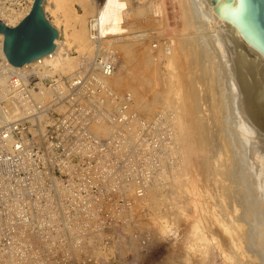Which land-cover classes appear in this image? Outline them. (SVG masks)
I'll use <instances>...</instances> for the list:
<instances>
[{
  "label": "bare ground",
  "instance_id": "bare-ground-1",
  "mask_svg": "<svg viewBox=\"0 0 264 264\" xmlns=\"http://www.w3.org/2000/svg\"><path fill=\"white\" fill-rule=\"evenodd\" d=\"M33 1L25 8H13L11 0H0V21L15 26L29 13ZM104 1L99 0L101 6ZM109 1L102 9L96 2L95 10L100 11L110 36L107 46L116 51L114 71L102 81L114 91H128L133 108L143 115L170 111L177 143L173 151L177 163L157 174L144 198L135 202H143V210L158 209L160 200L162 209L183 215L190 209L185 214L191 217L186 233L190 241L184 240L192 250L197 251L206 238L207 242L217 238L223 264L231 257L230 264H245L244 254L249 256L245 257L248 263L255 257L257 264H264V57L213 11L223 0L211 6L210 0H187L186 8L181 1V26L186 31L195 24L196 33L159 38L152 46L137 40L125 43L122 26L124 21L133 25L144 41L141 36L155 22H162L163 1L122 0L116 9ZM41 6L57 31L54 49L48 53L51 57H39L51 70L41 74L74 73L82 58L94 53L87 27L95 15L93 2L43 0ZM236 6L237 0H232L231 8ZM3 40L0 33L4 54ZM157 61L165 62L167 72L151 65ZM94 130L99 135L109 132L105 126ZM165 213L154 217L152 225L162 234H175L177 224L168 220L171 213ZM205 229L212 234L205 235Z\"/></svg>",
  "mask_w": 264,
  "mask_h": 264
},
{
  "label": "built area",
  "instance_id": "built-area-1",
  "mask_svg": "<svg viewBox=\"0 0 264 264\" xmlns=\"http://www.w3.org/2000/svg\"><path fill=\"white\" fill-rule=\"evenodd\" d=\"M100 14L74 73L42 75L43 58L14 67L0 44V264L106 261L117 228L144 215L135 199L177 163L172 113L143 115L103 83L116 51Z\"/></svg>",
  "mask_w": 264,
  "mask_h": 264
},
{
  "label": "rangeland",
  "instance_id": "rangeland-1",
  "mask_svg": "<svg viewBox=\"0 0 264 264\" xmlns=\"http://www.w3.org/2000/svg\"><path fill=\"white\" fill-rule=\"evenodd\" d=\"M4 1L7 2L8 0H4ZM11 1L12 2L10 6L13 8H25L26 6L30 5L29 3L30 0H11ZM108 1L109 0H107V2ZM162 1L164 6V10L162 11L160 17L162 22L160 23L155 22L156 26L152 30H148L146 33H144L141 36L146 38L144 41L140 39L139 37L140 34H138L139 33L138 30L137 29L135 30L133 25H129L130 23L124 21V25L122 26L123 27L122 33L124 35L126 34V36H124L123 38L125 39L124 40L125 43H129V42L134 43L137 40L139 43L144 42V44L146 45L147 44L149 45L150 43L152 46V43L156 42L157 39L159 38L168 39L171 36L173 37L174 35L183 36L189 33L190 34L196 33L195 24H191L193 28L190 26L189 28H186V31L183 30L182 28L183 23L181 19L182 18L181 6L183 4H181L182 3L181 1H183L184 6L186 8L188 7L187 0H179V1L162 0ZM92 2L95 12V10L96 9L98 10L99 7L97 6L94 0H92ZM110 2L113 3L115 7L114 9L122 5V0H118L117 2L116 0H110L109 4ZM105 3L106 0L104 1V4L101 6V9L104 7ZM175 5H177L176 8ZM74 8L77 10V12H81L78 5H75ZM160 24L162 25V27ZM124 28H127V30H124ZM157 62H158L157 64L152 63L151 65L153 66L156 65V67L158 66V68L162 72L166 71V68H164L163 66L165 62L163 64L161 63L162 65L160 64V61ZM156 67L154 69H156ZM157 204L159 206L158 209H155V207L147 208L146 210H143L144 211L143 216L133 218L130 222H127L126 224L122 225L120 228L118 227L117 238L112 248L113 251L112 255L111 257L109 256L110 258H107L106 261H103L100 264H223V262H225L224 259L221 257V255H218L220 254V251L216 246V244L218 243L217 238L215 240L211 239V241L209 240L208 242H207L208 239L206 238L204 243L199 244L197 251L192 250L187 245L186 240L190 241V238H188L189 237L188 228L190 227L191 217H188L185 214H188L190 209L189 210L186 209L183 215V213L181 212L173 211L174 209L171 210L162 209V207L164 206H162L161 200ZM164 211H166L165 214L171 213L172 218L171 219L168 218V220H173L177 224L178 231H176L175 234H171V233H168V235L162 234V232L155 229L152 225L151 222L152 219L158 216L159 214L162 216L164 214ZM210 226L213 228L214 225L213 226L210 225ZM207 228H209V226ZM206 229L204 230V234L210 236V234H212L211 231L208 230L206 231ZM187 232L188 235L186 234ZM185 237L186 240H184ZM242 247L243 249H245L244 243L242 244ZM106 256L108 257V255ZM245 257L249 259V256H246L244 254V258H242L241 256V260L245 262V264H250L248 263L249 260H247ZM254 258H253V263L254 264L259 263V260ZM232 260H233L232 257L231 259L228 258L226 260V264L228 263L230 264ZM255 260L258 262H256Z\"/></svg>",
  "mask_w": 264,
  "mask_h": 264
},
{
  "label": "water",
  "instance_id": "water-1",
  "mask_svg": "<svg viewBox=\"0 0 264 264\" xmlns=\"http://www.w3.org/2000/svg\"><path fill=\"white\" fill-rule=\"evenodd\" d=\"M43 0H34L29 13L15 26L0 21L3 52L10 64L20 67L54 49L57 31L45 18ZM218 0H210V6ZM223 0L213 8L222 19L233 25L243 38L264 57V0Z\"/></svg>",
  "mask_w": 264,
  "mask_h": 264
}]
</instances>
